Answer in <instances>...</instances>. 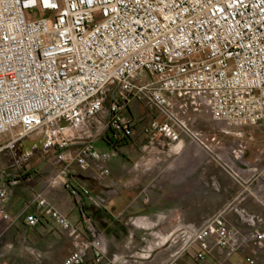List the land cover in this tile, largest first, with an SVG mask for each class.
<instances>
[{
	"label": "built area",
	"instance_id": "2783aa9c",
	"mask_svg": "<svg viewBox=\"0 0 264 264\" xmlns=\"http://www.w3.org/2000/svg\"><path fill=\"white\" fill-rule=\"evenodd\" d=\"M136 101L161 115L145 129L149 147L195 137L186 106L198 101L214 122L263 124L264 0H0V154L28 139L56 150L81 227L42 193L24 224L35 229L49 220L68 237L60 264H106V238L84 209L107 210L109 199L76 181L86 173L99 182L110 176L108 163L120 153L95 144L110 130L117 142L135 137L129 112ZM14 132L18 138L1 145ZM11 194L1 188L0 201ZM172 243L170 264L184 256L227 264L236 255L264 264V216L229 206Z\"/></svg>",
	"mask_w": 264,
	"mask_h": 264
},
{
	"label": "crops",
	"instance_id": "0c3cea01",
	"mask_svg": "<svg viewBox=\"0 0 264 264\" xmlns=\"http://www.w3.org/2000/svg\"><path fill=\"white\" fill-rule=\"evenodd\" d=\"M13 139V134L6 135L1 139V145ZM32 140L18 142L0 154V189L12 188L10 198L0 201V248L5 245L1 241L2 237L7 235L11 250L5 260L8 264H60L70 252L68 237L49 220L38 228L29 229L24 224V218L36 211L34 198L37 193H42L57 210L79 227L82 211L62 185L60 174L51 169L46 171L49 165L44 161L32 169L37 174L32 176L29 184L33 194L25 195L24 188L15 192L19 181L11 179L10 174L18 170L23 157L30 158L43 148L39 146L40 143L31 146ZM140 141L123 148V157L117 156L108 163L111 174L105 180L99 182L91 175H82L76 181L90 188L93 194L109 199L107 210L86 205L87 214L92 216L106 238V264H170L177 249L172 243L173 237L183 230L202 227L229 206L264 216V185L261 176L256 173V162L251 156L249 160H243L240 167H236L240 173L247 175L244 178L240 176V179L226 171L215 158H211L208 163L212 164V171L216 173L209 178L214 188L206 185L207 179H203L201 188L195 192L191 156L175 158L169 164L164 158L126 157L128 151H144L147 148H141ZM187 148V138L184 136L172 149L176 152L186 150L187 154ZM97 149L104 150L101 145ZM57 171L60 172V169ZM195 196L200 197V200L196 202ZM195 202L198 203L197 210ZM151 217L153 223L148 222ZM228 218L233 225L240 226L236 216L230 214ZM134 219L136 222L131 223ZM150 229L156 232L148 234ZM36 252L41 254L40 260H37ZM234 258L227 264H236L237 257ZM180 263L200 264L191 256L182 257ZM85 264L95 262L89 258Z\"/></svg>",
	"mask_w": 264,
	"mask_h": 264
},
{
	"label": "rangeland",
	"instance_id": "374dc122",
	"mask_svg": "<svg viewBox=\"0 0 264 264\" xmlns=\"http://www.w3.org/2000/svg\"><path fill=\"white\" fill-rule=\"evenodd\" d=\"M188 97H191V95H188ZM186 109L188 110V116L191 117L189 128L196 135L195 137L185 136L187 138L188 155L185 152L186 150H183V152H176L172 149L176 146L175 144L169 145L167 143L164 145L161 143L158 146L155 145L154 147H149L144 134L145 129L149 127L151 122L155 120L161 121V115L158 111L151 110L150 108L143 106L140 102H133L129 116L134 120L136 134L134 139H132L131 144L133 145L134 142L140 141L139 139H141L139 142L140 147L147 148L144 151H139L138 149L128 151L129 153H125V156L135 159L141 158L142 156L164 158L167 160V164L175 158L191 156L195 192L201 188L200 186L202 185L203 179H207V181H205L206 185L214 188V183L209 178L211 174L216 173L212 171V164L208 163V160L211 158L222 159L237 172L238 170L236 167L239 166L243 160H249V156H251L256 162V173L258 176H261V183L264 185V123L256 126H237L214 122L211 117V112L209 111V108L206 107L204 101H198L197 105L189 103V105L186 106ZM69 134H71V132H69ZM18 136V132L13 133L14 139L18 138ZM96 144H98V146H96ZM96 144V148H100V141ZM81 146L82 145L71 146L69 150L71 152H76ZM152 148H157V150H153ZM47 150L48 152H46L43 147L42 150L36 151L30 158H24L21 155L23 158L22 161L19 162L17 167L18 170L10 174L11 179L19 181V184L15 186V192L20 190V188H24L23 193H25V195L33 194V189L29 184H31L30 181L32 176H37V174H35L32 169H35L37 165L43 163L42 161L49 165L46 168V171L51 169L55 171L56 174H60V172L57 171L61 165L56 162V150L48 148ZM18 154H20V152ZM1 156L2 155H0V157ZM118 156L123 157L121 154ZM73 170L76 173H80L76 166L73 167ZM46 171L43 172L46 173ZM238 173L242 178L247 176L242 174V172L240 173L238 171ZM84 175L89 176L87 173ZM199 198L195 196V201L197 202V200H200ZM196 202L195 210H197L198 204ZM130 222L133 223L136 222V220L134 219ZM148 222L153 223V217H151ZM154 232H156L154 229L147 231L148 234H153ZM1 241L2 243H5V245L3 248H0V264H8L5 260L9 257L11 250L9 248L10 243H8L7 235H4ZM35 255L37 260H40L39 256L41 258V254L36 252ZM236 257V264H246L242 255H236ZM233 260H235V258H233Z\"/></svg>",
	"mask_w": 264,
	"mask_h": 264
},
{
	"label": "trees",
	"instance_id": "16d2710c",
	"mask_svg": "<svg viewBox=\"0 0 264 264\" xmlns=\"http://www.w3.org/2000/svg\"><path fill=\"white\" fill-rule=\"evenodd\" d=\"M99 141H100L101 146H103L104 149L115 148L121 154V150L129 146L131 144L132 139H126L123 142H117L112 137V131L110 130L106 132L105 135ZM84 211L86 212V207Z\"/></svg>",
	"mask_w": 264,
	"mask_h": 264
},
{
	"label": "water",
	"instance_id": "95a60500",
	"mask_svg": "<svg viewBox=\"0 0 264 264\" xmlns=\"http://www.w3.org/2000/svg\"><path fill=\"white\" fill-rule=\"evenodd\" d=\"M25 141H29V139H28V140H25ZM32 143H34L35 146H38L39 143H40L41 145H39V146L44 147V145H45V140H44V139H40V140H38V141H33Z\"/></svg>",
	"mask_w": 264,
	"mask_h": 264
},
{
	"label": "bare ground",
	"instance_id": "6f19581e",
	"mask_svg": "<svg viewBox=\"0 0 264 264\" xmlns=\"http://www.w3.org/2000/svg\"><path fill=\"white\" fill-rule=\"evenodd\" d=\"M29 140H32V139H29ZM32 141H35V140H32ZM30 145H31V146H33V145H34V143H32V142H31V144H30Z\"/></svg>",
	"mask_w": 264,
	"mask_h": 264
}]
</instances>
